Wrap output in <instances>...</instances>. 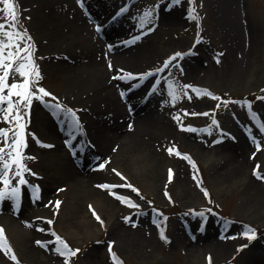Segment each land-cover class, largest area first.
Listing matches in <instances>:
<instances>
[{
	"label": "rangeland",
	"instance_id": "rangeland-1",
	"mask_svg": "<svg viewBox=\"0 0 264 264\" xmlns=\"http://www.w3.org/2000/svg\"><path fill=\"white\" fill-rule=\"evenodd\" d=\"M75 2L87 16L86 7L79 5L81 1ZM106 2L103 0L104 15L109 17L118 12L114 22L123 25L124 30L118 37L144 32V41L133 53V63L127 64L131 73L165 68L169 57L183 53L168 61L163 71L166 75L157 84L165 100L162 104L159 101L157 110L150 115L155 128L146 132L149 142L146 147L153 155L143 160L145 165L141 171L122 161L120 166L123 172H129L128 176L111 163L104 168L96 167L108 180L118 184L116 188H103L104 183L98 182L101 179L85 175L83 179L91 178V184L82 185L79 188L82 192L71 190L69 194L70 188L64 181H58L48 191L44 189L40 173L54 170L51 154H62L71 169L72 164L77 167L78 158L71 154L70 147L75 148V145L69 144L70 139L60 138L62 145L57 148L54 141L41 137L37 128H45L47 121L57 132L71 125L66 135L72 131L79 133L83 110L76 101L66 99L67 80L40 49L43 43L40 40L45 38L39 37L42 28L39 16L26 11L22 1L16 0L19 16L15 22L24 37L18 43L21 48L25 43L32 45L33 59L41 76L32 80V91L38 95L31 98L30 105L25 106L15 94L12 97L21 110L20 122L25 125L26 143L21 148L23 163L32 171L24 170L27 183L20 185L19 198L11 194L0 198V212L5 210L24 231H30L29 243L34 252L14 246L12 236L0 219L7 245L0 247L3 248L0 264H69V260L71 264H264V179L260 178L264 176V0H233L229 4L225 0ZM171 11L177 17L173 23L158 22L161 12ZM145 12L151 13L147 19ZM6 18L7 12L0 0V19ZM87 19L91 31L106 47L108 39L95 29V23L100 25V22L93 17ZM6 27L11 28V22ZM234 30L239 32L238 42ZM4 54L8 55L7 49ZM24 55L20 52V56ZM235 58L241 60L238 69L231 65ZM19 62L5 63L17 65ZM187 64L196 65L200 74L192 78L186 76ZM23 78L14 68L7 83ZM169 80L179 87V98L174 103L169 94ZM156 83L152 74L132 76L117 84V93L133 84L137 87L131 99L148 95L153 100L155 92H148ZM36 85L53 95L40 94ZM187 85L191 87H183ZM8 91L5 88L4 94ZM127 101H123L124 111L130 115L131 123L139 116L129 113ZM7 111V102H0V116ZM14 114L11 120L0 119V127L10 129L9 143L16 132L13 125L19 123ZM37 115L41 116L38 121L35 120ZM60 123L63 129L58 126ZM181 125H191V129ZM79 140L78 147L81 146ZM2 143L4 140L0 139ZM177 150L185 155H177ZM8 151L5 148V154ZM84 159L86 157H79V160ZM169 169L173 170L171 180ZM257 169L260 176L254 171ZM11 172H15V165ZM10 178L15 185L18 177L10 173ZM34 185H39L38 193H34ZM0 187H3L1 182ZM137 188L139 192L135 191ZM114 189H121L120 195L131 198L139 206L123 202L119 195L112 194ZM99 190L107 195V202L115 209L112 219L118 221L127 216L128 223L124 226L131 224L133 228H144V223L150 225V232H141L144 240L122 241L109 230L105 217L87 203L85 193ZM72 195L76 196L74 200ZM57 199L61 202L58 207ZM80 211L89 213L93 219L96 226L91 231L81 226ZM97 214L103 223L97 220ZM250 228L255 236L245 235ZM70 229L77 234L68 233ZM161 229L168 239L161 236ZM176 232L182 242L176 240ZM57 235L80 251L66 260L62 252L56 251L60 247L55 239ZM217 242L222 243V248L212 250Z\"/></svg>",
	"mask_w": 264,
	"mask_h": 264
},
{
	"label": "bare ground",
	"instance_id": "bare-ground-1",
	"mask_svg": "<svg viewBox=\"0 0 264 264\" xmlns=\"http://www.w3.org/2000/svg\"><path fill=\"white\" fill-rule=\"evenodd\" d=\"M21 1L26 11H32V14L39 16L38 23L42 26L39 37L40 39L45 38L40 40L43 42L40 49L46 57L52 60L60 76L67 80L68 86L64 93L66 99L76 101L83 110L81 114L83 122L81 121V125H79L81 129L79 133L76 131L77 134L72 144L77 145L78 140L81 139L82 141L79 140L81 143L79 148L85 153L87 159L83 163L79 162V167H75L73 164L71 165L72 159L69 157L68 164L73 168L71 169L65 162V158L63 159L62 154L59 152L51 154V159L54 160L52 161L54 170L49 171V173H40L42 174L44 189L48 191L58 181H64L66 186L70 188L69 194H71V190L75 193L82 192L79 190L82 185L91 184V178L83 179L85 175L101 179L98 182L107 183L110 189L116 188L118 184L115 185L112 183L114 181L107 179L106 174L103 175L102 172L98 171L97 164L106 160V164H114L123 172L125 170L120 165L122 161H127L137 171H141V167L143 168L145 165L143 160L149 155H153L146 147L149 144L146 140V132L155 128L150 115L157 110L158 102L161 101L162 104L165 100L162 88L156 85L151 91V93L155 92L154 99L147 98L151 100L149 105L145 103V98L142 100L135 99L133 103V100L127 101L125 104H129L130 113H136L139 116L138 118L134 117L136 119L130 123V115L124 111V102L120 99L124 91L120 90L117 93L119 86L117 84L127 79L123 78L122 75L116 76L115 73L121 69L123 72H130L128 65L133 63V53L145 37L140 31L133 34L127 33L121 38L118 37V34L124 30L123 25H116L114 21L107 19L108 17L104 15L106 9H103L105 6V4L103 6V0H78V2L81 1V4L86 7L85 11L96 18L101 26L106 24L105 27H102L104 37L108 39L106 47L91 31L87 16H84L83 11L78 8L76 0H32L33 3H30L29 0ZM225 1L227 4L233 2V0ZM105 3H107L106 0ZM176 18L172 11L161 12L158 22L165 25L173 23ZM233 34L238 42L239 32L234 30ZM109 62L112 63L113 67H109ZM238 64H241V60L237 58L231 63L236 69H238ZM186 67V76L192 78L200 74V69L196 65L187 64ZM38 119H41L40 115H37L35 120L38 121ZM130 124H132L131 127H129ZM37 132L45 140L54 141L53 145L57 148L62 145L60 138L67 139L70 135H66L68 131L65 129L58 132L53 130L47 121H45V128H37ZM86 139L92 142H87ZM77 154L78 152L75 155ZM124 156L126 159L123 158ZM123 173L128 176L129 172ZM114 192L121 193V189H114ZM46 193L50 194L49 192ZM85 195L88 199L87 203L90 202L91 206L95 207L102 217H105L104 220L109 225V230H112L119 240L142 241L144 238L141 232L151 231L148 223H144V228H133L131 224L128 227L124 226V223H128L125 219H118V221L112 219L115 209L107 202V195L100 190L89 191ZM74 197L76 196L72 195V200L75 199ZM43 211L45 210L43 209ZM80 212L82 213H78L80 215L78 219L80 218L81 226L91 231L92 227L96 226L93 219L89 213ZM31 213L33 216L35 215L34 211ZM44 215L47 214L44 213ZM0 219L1 223L6 226L8 234L12 236L13 245L33 253L32 244L29 243L30 231H24L14 216L9 215L5 210L0 212ZM24 220L27 219L24 218ZM68 233L74 235L77 234V231L70 229ZM176 240L182 242L178 232H176ZM208 247L206 246V248ZM220 248H222L220 242L212 246V250H220ZM0 250L3 252V248Z\"/></svg>",
	"mask_w": 264,
	"mask_h": 264
},
{
	"label": "snow or ice",
	"instance_id": "snow-or-ice-1",
	"mask_svg": "<svg viewBox=\"0 0 264 264\" xmlns=\"http://www.w3.org/2000/svg\"><path fill=\"white\" fill-rule=\"evenodd\" d=\"M3 6L7 12V18L6 19H0V102H7V109L8 111L4 113V115L0 116V119L2 120H11L13 119V112L15 121L19 122L17 124H14L13 127L16 128V132L14 135V138L11 139V142L9 143L7 138L10 132V129L0 127V139L4 140V143L0 144V182L3 183V187H0V198L5 197L6 195L11 194L13 197L19 198L21 193V187L20 185L26 184L27 181L24 177V170L32 171L31 169H28L26 165L23 163V156L21 155V148L26 143L25 138V125L21 121V110L20 107L15 105L13 102V95L15 94L21 103L25 104V106L31 104V98L33 96L38 95L36 92L32 91V80L33 79H39L41 76V73L38 70V66L35 64V61L33 59V51H32V45L25 43L24 47L21 48L18 41L22 40L23 34L21 30L18 28L17 23L15 22L19 16V12L16 8V0H3ZM151 15L150 12H145L144 18L147 19ZM11 22V28L6 27V25ZM97 28H99V25H97ZM3 37H7L5 40ZM28 39L31 40L32 37L29 35ZM13 46H15L16 50L13 51ZM111 47V45H109ZM5 49H7L8 55L5 56ZM20 52H24L26 55L20 56ZM183 53L177 52L174 54L173 57H169L168 60L165 61V68L167 67L168 61L172 60L175 56H182ZM21 61L17 65H14L13 63H5L6 61ZM109 67H113L112 63L109 62ZM15 68V71L19 72L22 77H24L21 81H14L11 84L7 83L8 78L11 75L12 70ZM165 68L161 69H151L146 73H131V72H123V70H118L115 75L120 76L123 72V78L127 79L132 76L136 75H142V76H148L151 75L153 71H164ZM182 71V68H181ZM159 83V81H157ZM169 85V94L172 96L173 103L177 98H179V87L176 85V82L173 80L168 81ZM154 85L153 87H155ZM36 87L39 88L40 94H47V95H53L50 92H47L45 88L42 86L36 85ZM183 87H191V85L183 86ZM8 88L9 91L7 94H4V89ZM199 92V89H197ZM209 95L215 96L214 93H209ZM191 98V97H189ZM40 99H43V95H40ZM62 107V106H61ZM187 111V110H185ZM214 123H218L217 121H214ZM131 127V124L129 125ZM181 127H187L191 129V125H181ZM264 127V125H262ZM14 146V147H13ZM5 148H8L9 151L7 154H5ZM168 151L171 153L173 149L170 147ZM177 155H185L183 153H180L178 150L176 151ZM190 159V157H189ZM107 161H102L97 164L98 168H104L106 166ZM13 165H15V172H11ZM256 172L257 176H260V173L257 170H254ZM11 175H15L18 177V181L15 185H13L12 180L10 178ZM38 175V173H34ZM173 178V170L169 169V179L171 180ZM261 179H264V176H260ZM129 187H132V185H128ZM33 191L34 193L39 192V185H34ZM103 188H109V185L107 183H104L101 185ZM136 192H139L140 190L137 188L135 189ZM205 195H208V190L204 189ZM113 195H119L120 199L128 203L134 207H138L135 203V201L131 200V198H125L119 193L113 192ZM169 199L171 197L169 196ZM60 200L57 199L55 204L58 207L60 205ZM93 211H95L93 209ZM157 211H159L157 209ZM203 214V213H201ZM97 220H100L101 223H103L102 218L99 216V214L96 215ZM125 219H129V217H124ZM51 222V221H50ZM245 235H251L255 236L256 233L251 228L248 232H245ZM161 236L164 239H168V237L164 236L163 229H161ZM57 243L60 245V247L56 248L57 252H62L63 256L68 260V258L74 256L76 253L80 251L79 248H72L69 246L66 240H64L63 237L57 235L55 237ZM6 237L4 236V229L2 226H0V247H7L6 243ZM37 243H41L40 241H37ZM114 243V242H113ZM13 259H15V256H13ZM209 261H211V257L209 256ZM69 264H71L69 260Z\"/></svg>",
	"mask_w": 264,
	"mask_h": 264
}]
</instances>
